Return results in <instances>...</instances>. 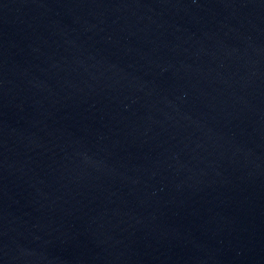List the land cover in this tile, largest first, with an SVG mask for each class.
<instances>
[{
	"label": "water",
	"instance_id": "95a60500",
	"mask_svg": "<svg viewBox=\"0 0 264 264\" xmlns=\"http://www.w3.org/2000/svg\"><path fill=\"white\" fill-rule=\"evenodd\" d=\"M0 264H264V0H0Z\"/></svg>",
	"mask_w": 264,
	"mask_h": 264
}]
</instances>
